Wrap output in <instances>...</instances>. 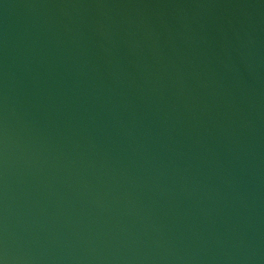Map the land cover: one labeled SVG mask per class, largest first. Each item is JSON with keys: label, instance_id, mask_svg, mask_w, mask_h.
Returning <instances> with one entry per match:
<instances>
[{"label": "water", "instance_id": "95a60500", "mask_svg": "<svg viewBox=\"0 0 264 264\" xmlns=\"http://www.w3.org/2000/svg\"><path fill=\"white\" fill-rule=\"evenodd\" d=\"M0 264H264V0H0Z\"/></svg>", "mask_w": 264, "mask_h": 264}]
</instances>
